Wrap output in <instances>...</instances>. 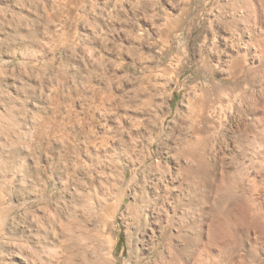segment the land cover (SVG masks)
<instances>
[{"label":"rangeland","instance_id":"rangeland-1","mask_svg":"<svg viewBox=\"0 0 264 264\" xmlns=\"http://www.w3.org/2000/svg\"><path fill=\"white\" fill-rule=\"evenodd\" d=\"M237 1L0 0V264H264V71L206 201L173 174Z\"/></svg>","mask_w":264,"mask_h":264},{"label":"bare ground","instance_id":"bare-ground-1","mask_svg":"<svg viewBox=\"0 0 264 264\" xmlns=\"http://www.w3.org/2000/svg\"><path fill=\"white\" fill-rule=\"evenodd\" d=\"M227 8L226 11L230 6L228 9ZM230 10L229 16L231 20H229L227 24L231 25L234 29H240L239 26L242 23L247 24V27L245 26L246 28L243 29L249 31H247L248 33L246 32L248 35L245 36L246 34H244L245 40L244 38L242 39V35L238 37L231 36L228 37L227 40H225L226 36L219 38V42H217L218 45L213 49V58L216 63L215 67L217 66L218 70H223L224 74L226 72L227 79H223L222 82H215L216 79L211 76V81L205 79V81L201 83L200 88H198L199 92L195 94L193 98L185 99L189 107L187 115L188 133L196 137L197 156L193 151L188 150L186 152L185 149L180 151V156H182L186 162L181 165L178 163L177 167L173 170V174L179 175L182 184H185L187 187L194 183L191 177L195 175L196 191L199 193L202 203L206 201L204 197L206 199L208 185L213 178L215 167L212 158L214 155L213 152L215 151L213 142H215L218 134H222L224 122H228V115L231 114L233 110L242 113L249 109L257 110L263 105L261 100L254 98L255 94L250 90V80L252 74H261L263 73L262 71H264V48H260L257 43L260 39L255 40L257 36L264 41V0H238L236 4L231 5ZM255 62L257 63L255 64ZM220 74H222V71ZM225 80L228 82L229 86L225 85ZM261 81L264 83V80L261 79ZM208 83H211V88L213 90L212 94L207 90ZM262 88L264 89V87ZM263 92L260 91L261 94ZM193 99L195 100L193 101ZM224 137H226V135ZM186 145L189 146V143L186 142ZM165 168L161 167L160 164L157 166V171L160 172V175L165 172L170 173V171ZM123 177H125V172L123 173ZM160 180V182H162L163 178H160ZM199 203L202 204L201 201ZM192 204V199H189L187 206L190 210L193 209ZM213 218L215 217L213 216ZM210 219L208 221L207 216L202 212L198 215V223H200L201 227H206L205 233L207 237L211 235L213 237L214 234L215 236L218 234L216 232L214 233L216 230L213 231L214 224H217L218 221L216 222L214 219Z\"/></svg>","mask_w":264,"mask_h":264}]
</instances>
